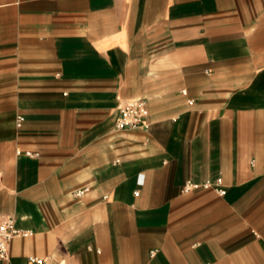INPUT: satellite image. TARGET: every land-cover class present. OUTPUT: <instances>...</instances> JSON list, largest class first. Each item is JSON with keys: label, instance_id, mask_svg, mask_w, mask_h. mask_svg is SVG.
<instances>
[{"label": "crops", "instance_id": "crops-1", "mask_svg": "<svg viewBox=\"0 0 264 264\" xmlns=\"http://www.w3.org/2000/svg\"><path fill=\"white\" fill-rule=\"evenodd\" d=\"M0 215V264H264V0H0Z\"/></svg>", "mask_w": 264, "mask_h": 264}, {"label": "built area", "instance_id": "built-area-1", "mask_svg": "<svg viewBox=\"0 0 264 264\" xmlns=\"http://www.w3.org/2000/svg\"><path fill=\"white\" fill-rule=\"evenodd\" d=\"M150 108L145 100H132L123 105L120 109V114L116 122V129L134 130L150 128ZM197 186L189 182L185 186V191L195 189ZM205 188L211 187L208 182L204 184ZM217 190L220 194H225L222 189V182L218 181ZM81 192L78 193V195ZM138 195V193H136ZM25 232L19 230L16 226V219L11 215H0V263L8 261L10 258V249L12 241L20 236H24ZM30 261L35 264H45L46 260L38 258H30Z\"/></svg>", "mask_w": 264, "mask_h": 264}]
</instances>
